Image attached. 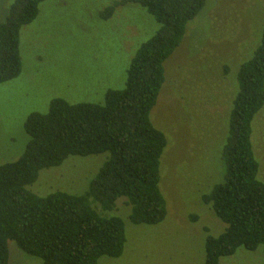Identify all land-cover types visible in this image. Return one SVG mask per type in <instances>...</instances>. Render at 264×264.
I'll return each instance as SVG.
<instances>
[{
	"label": "rangeland",
	"instance_id": "obj_1",
	"mask_svg": "<svg viewBox=\"0 0 264 264\" xmlns=\"http://www.w3.org/2000/svg\"><path fill=\"white\" fill-rule=\"evenodd\" d=\"M9 1L0 0V24ZM121 1L46 0L22 27L21 74L0 84V166L20 158L28 142L27 118L45 114L52 99L102 105L107 90L124 88L132 58L159 25L130 3L102 18L106 7ZM263 26L264 0H207L188 23L181 44L164 63L165 83L150 113L152 124L168 139L159 183L166 218L155 226H134L125 200L118 199L116 209L104 215L124 221V250L119 258L102 257L97 264H205V242L219 236L225 224L202 196L212 188L214 170L218 173L217 148L234 93L233 72L259 42ZM253 140L258 178L264 181V107L255 119ZM107 158L69 157L58 168L40 171L28 189L40 197L83 195ZM8 250V264L41 263L12 241ZM220 264H264L263 250L239 248Z\"/></svg>",
	"mask_w": 264,
	"mask_h": 264
},
{
	"label": "trees",
	"instance_id": "obj_2",
	"mask_svg": "<svg viewBox=\"0 0 264 264\" xmlns=\"http://www.w3.org/2000/svg\"><path fill=\"white\" fill-rule=\"evenodd\" d=\"M44 1H9L7 18L0 24V84L20 76V31L37 17ZM206 1L124 0L100 13L109 18L119 5L135 4L159 28L137 49L124 88L107 90L102 105L54 98L45 114L27 118L24 152L0 166V264H8L9 241L40 264H97L102 257L119 258L126 243L124 221L104 215L116 209L118 199L125 200L127 219L134 226L165 220L159 183L168 139L152 124L150 113L165 83L164 63ZM257 43L233 72L234 93L217 148L218 173L214 170L212 188L202 196L225 224L219 236L207 238L205 264H220L239 248L254 252L261 247L264 255V181L258 178L260 164L253 148L254 122L264 107V26ZM102 154L108 158L83 195L54 192L40 197L28 189L40 171L58 168L69 157Z\"/></svg>",
	"mask_w": 264,
	"mask_h": 264
}]
</instances>
